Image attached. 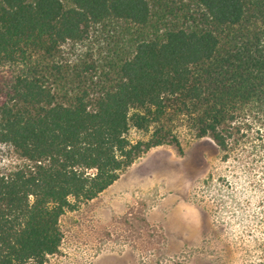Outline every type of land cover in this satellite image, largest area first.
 <instances>
[{"label":"trees","instance_id":"1","mask_svg":"<svg viewBox=\"0 0 264 264\" xmlns=\"http://www.w3.org/2000/svg\"><path fill=\"white\" fill-rule=\"evenodd\" d=\"M96 28L107 54L58 63ZM180 128L247 159L246 244L225 264H264V0H0V143L23 160L0 172V264H44L60 216L179 150Z\"/></svg>","mask_w":264,"mask_h":264},{"label":"rangeland","instance_id":"2","mask_svg":"<svg viewBox=\"0 0 264 264\" xmlns=\"http://www.w3.org/2000/svg\"><path fill=\"white\" fill-rule=\"evenodd\" d=\"M115 43L96 28L88 41L63 45L57 61L93 62ZM178 135L179 150L150 149L96 198L65 211L58 221L59 250L44 264L228 263L240 237L246 244L254 202L247 159L238 169L232 158L222 160L210 139L185 128ZM22 162L11 146L0 143V172Z\"/></svg>","mask_w":264,"mask_h":264}]
</instances>
